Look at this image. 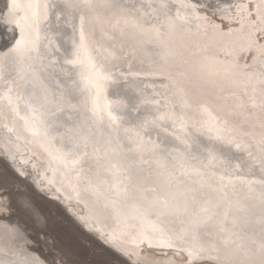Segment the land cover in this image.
I'll list each match as a JSON object with an SVG mask.
<instances>
[{
  "label": "bare ground",
  "instance_id": "1",
  "mask_svg": "<svg viewBox=\"0 0 264 264\" xmlns=\"http://www.w3.org/2000/svg\"><path fill=\"white\" fill-rule=\"evenodd\" d=\"M252 1L264 20V0ZM14 2L20 7L13 8ZM81 2L0 0V157L66 204L117 255L135 250L142 264H181L176 248L159 244L161 231L180 228L178 219L160 208L135 211L125 196L147 210L142 193L131 186L152 191L162 180L164 191L175 194L173 204L193 192L207 201V185H223L227 199H244L247 190L235 178L262 175L264 26L252 29L262 35L255 48L245 24L232 33L210 26L216 19L205 11L208 5L229 28L236 24L230 19L237 0H120L130 11L155 5L146 8L148 23L161 26L163 44L121 36L112 27L115 15L104 10H99L103 24L90 18L84 27L91 35L82 39L84 10L67 6ZM187 14H193V23L182 19ZM201 18L207 19L205 27L193 29ZM21 32L28 46L14 50ZM247 50L252 54L243 63ZM106 86L111 94L102 96ZM140 144L143 154L136 150ZM117 184L130 191H118ZM255 211L237 229L259 236V208ZM212 232L209 225L202 238L214 240ZM27 240L20 225L0 218V263L45 264L27 250Z\"/></svg>",
  "mask_w": 264,
  "mask_h": 264
},
{
  "label": "snow or ice",
  "instance_id": "2",
  "mask_svg": "<svg viewBox=\"0 0 264 264\" xmlns=\"http://www.w3.org/2000/svg\"><path fill=\"white\" fill-rule=\"evenodd\" d=\"M67 6L84 10L82 39L91 35L84 27L90 18H95L103 24L106 17H101L99 10H104L115 15L112 27L119 28L121 36L127 34L130 40L139 44H147L153 40L161 45L163 44L161 26L148 23L150 17L146 8L155 7L151 2L147 5L142 4L139 8L133 6L131 11L129 6L122 4L120 0H82L81 3ZM12 7L19 8L20 6L14 2ZM161 7H164V5ZM16 25L20 26L19 20L16 21ZM129 29L132 31L129 32ZM101 33L108 36L110 40L115 39L114 36L108 35L103 27H101ZM27 46L23 32H21V37L16 40L14 50H20ZM122 50L123 45H121ZM237 148L247 149L248 145L237 144ZM136 150L143 154L145 146L143 144L137 145ZM129 151L131 152V149ZM260 151L262 153L258 160L262 173L260 178L249 179L247 176L235 178L247 190V194L242 201L227 199L226 193L223 191V185L216 188L207 185L209 189V199L207 201L193 192L191 198L187 193H184L181 195L179 202L173 204L169 200L170 198L174 199L175 194L164 191V182L158 180L152 191H147L135 185L131 186L136 187L142 193V201L149 205L147 210L135 203V197L125 196L124 202L133 201V210L138 212L160 208L163 210V214L178 219L180 228L176 231H161L159 244L168 249L176 248L177 255L181 257V264H264V140L260 142ZM113 167L117 168L116 165H113ZM117 170L124 174L123 169L117 168ZM128 171L131 172L130 169ZM197 174L204 175L203 172L199 171ZM235 180L232 182L235 183ZM115 187L118 191L124 193L130 191L129 187L121 189L118 184ZM213 191L216 192L215 196L211 195ZM162 195L164 201L160 199ZM257 207L259 208V218L255 222L260 228L259 236L254 232L246 231L244 228L237 229L236 225L238 223L245 225L250 223L252 218L257 215L255 211ZM240 216L247 219L241 220ZM209 225H214V232L209 233L216 237L212 241L203 239L201 235L202 231L207 229ZM148 246L149 248L153 246L151 239H148ZM142 251L143 248H141ZM128 255L137 257L135 264H142L139 253L135 250L129 251ZM19 264H27V262L20 261ZM143 264H149V262L143 261Z\"/></svg>",
  "mask_w": 264,
  "mask_h": 264
},
{
  "label": "rangeland",
  "instance_id": "3",
  "mask_svg": "<svg viewBox=\"0 0 264 264\" xmlns=\"http://www.w3.org/2000/svg\"><path fill=\"white\" fill-rule=\"evenodd\" d=\"M247 1H250L251 9L250 6L247 8L243 4V0H237L234 8L235 17L230 19L231 22L237 23L231 24L233 26L230 28L228 26L229 23L217 17L212 11L213 7L210 5V8L208 5L205 11L208 14L211 13L212 17L216 19L210 25L212 29L217 32L226 30L225 32L232 33L233 29H237L235 25L238 24H245L249 30L263 28L264 22L262 21L264 20L256 15L254 2L252 0ZM189 2L194 4L196 0H189ZM207 3L210 2L207 1ZM249 11L251 15H246ZM239 14L241 16H238ZM187 16L188 18L182 19H185L188 23H193L194 19L191 18L193 14H187ZM248 17L251 18L249 19ZM200 20H202V24H193V29L200 31L205 27L207 19L201 18ZM251 30L249 33L252 34V43H254L253 45L256 48L262 42V35L259 31L254 34L253 30ZM253 45L252 47H254ZM251 54L250 51L247 50V53L245 51L242 62H248ZM0 197L3 198L0 199V218L16 222L25 230L28 239L25 244L27 250L35 254L33 256L32 253L34 258L44 259L42 261L45 264H129L123 258L101 245L94 237L83 232L55 202L36 193L27 181L20 179L12 172L1 157ZM28 209L34 215L31 216ZM178 258L181 260L180 256Z\"/></svg>",
  "mask_w": 264,
  "mask_h": 264
},
{
  "label": "water",
  "instance_id": "4",
  "mask_svg": "<svg viewBox=\"0 0 264 264\" xmlns=\"http://www.w3.org/2000/svg\"><path fill=\"white\" fill-rule=\"evenodd\" d=\"M6 41V40H5ZM1 42H2V39L0 40V44H1ZM2 43H4V40H3V42ZM102 68H105V67H102ZM105 92H108L109 94H111V90H110V88L108 87V86H106V88H103V87H101V94H102V96H103V94L105 93ZM233 133H235V131H233ZM3 159L4 160H6V156H3ZM9 166V165H8ZM10 168V167H9ZM12 168H13V166H12ZM11 169V168H10ZM12 170V172L13 173H15L13 170H15L14 168L13 169H11ZM18 175H17V174ZM16 175L18 176V177H20L19 175V173L16 171ZM30 174V173H29ZM27 175H28V173H27ZM20 179H24L25 181H27L28 183H29V185L34 189V191L35 190H37V191H35L36 193H38L39 195H41V196H43L44 198H46V199H48V200H50V201H53V202H55L56 204H57V202H58V206L59 207H61L62 209H63V211L65 212V214H67L72 220H73V222L83 231V232H85L86 234H89V235H91L92 237H94V239H96L101 245H103L105 248H112V249H115V248H113L110 244H108L106 241H104L97 233H95L93 230H91V229H89V228H86V226L81 222V221H79L75 216H74V214L72 213V212H70V210H69V208L67 207V205L66 204H64L62 201H60L57 197H52L51 195H49V194H47V193H45V192H43L41 189H39L37 186H36V184H35V182L33 181V179L32 178H30L29 176H24L23 174H22V178L20 177ZM28 211H29V209H28ZM29 214L32 216V215H34V213L32 212V211H29ZM146 247H149L148 245H146ZM110 250V249H109ZM113 252V251H112ZM117 253H119V255L118 256H120L121 257V255L125 258H123L125 261H127L129 264H135V261H136V259H137V257L136 256H129L128 254H123V253H120L118 250L116 251ZM116 254V253H115ZM122 258V257H121ZM127 259V260H126Z\"/></svg>",
  "mask_w": 264,
  "mask_h": 264
}]
</instances>
